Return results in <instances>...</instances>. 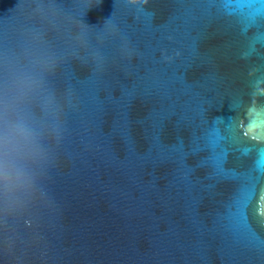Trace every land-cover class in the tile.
<instances>
[{"label":"water","instance_id":"1","mask_svg":"<svg viewBox=\"0 0 264 264\" xmlns=\"http://www.w3.org/2000/svg\"><path fill=\"white\" fill-rule=\"evenodd\" d=\"M0 264H264V0H0Z\"/></svg>","mask_w":264,"mask_h":264},{"label":"clouds","instance_id":"2","mask_svg":"<svg viewBox=\"0 0 264 264\" xmlns=\"http://www.w3.org/2000/svg\"><path fill=\"white\" fill-rule=\"evenodd\" d=\"M28 135L29 132L26 126H24L22 123H19L8 128V130L5 132V140H7L10 136L27 137Z\"/></svg>","mask_w":264,"mask_h":264}]
</instances>
